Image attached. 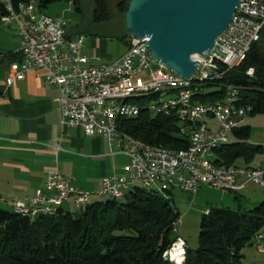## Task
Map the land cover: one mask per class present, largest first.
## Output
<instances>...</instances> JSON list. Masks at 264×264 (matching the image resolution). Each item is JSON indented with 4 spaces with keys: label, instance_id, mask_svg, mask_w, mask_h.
<instances>
[{
    "label": "built area",
    "instance_id": "obj_1",
    "mask_svg": "<svg viewBox=\"0 0 264 264\" xmlns=\"http://www.w3.org/2000/svg\"><path fill=\"white\" fill-rule=\"evenodd\" d=\"M6 9L0 22L14 23L19 35V43L14 49L19 59L10 61L6 84L22 78L28 70L43 69L45 79L59 88L56 108L60 124L81 127L87 135H103L111 153H124L128 159L123 165L125 175L104 176L96 191L76 187L70 182L71 177L50 170L45 191L37 190L33 196L17 199L13 203L15 211L32 216L43 213L44 206H57L58 209L67 204L79 208L93 194L119 196L123 188L139 184H156L165 193L174 185L195 193L201 183L207 182L235 192L249 181L264 186L261 166L248 168L225 164L215 161V154L208 153L209 145L228 141V132L249 115V105L230 103L234 86L228 85L230 94L214 101L184 100V92L194 87L171 94L167 100H178V113L175 114L189 126L188 130L181 127L180 132H187V144L193 145V153L162 156L159 151L147 152L134 143H126L116 125H112L113 97L118 92L136 87H162L163 83L182 76L161 65L151 55L147 37L128 35L127 48L120 56L108 61L91 60L82 51L83 36L71 37L70 19L43 12L37 0L22 1L16 6L6 0ZM263 27L264 0H241L212 49L196 55L199 63L194 74H220V65L225 68L239 65L251 45L260 38ZM252 72L250 67L247 73ZM138 105L127 103L123 106ZM210 120H215L216 125ZM178 221L179 218L175 226ZM175 244L185 245V241L178 236L165 255H171ZM252 245L264 253L263 229L254 234Z\"/></svg>",
    "mask_w": 264,
    "mask_h": 264
},
{
    "label": "trees",
    "instance_id": "obj_2",
    "mask_svg": "<svg viewBox=\"0 0 264 264\" xmlns=\"http://www.w3.org/2000/svg\"><path fill=\"white\" fill-rule=\"evenodd\" d=\"M27 0H11L16 6ZM57 0H37L40 8ZM80 10L79 0H69ZM129 0H119L117 8L126 10ZM93 21L110 15L108 0H92ZM7 13L0 0V18ZM125 35L120 36L124 39ZM9 61L19 59L18 53H3ZM252 67V74L247 70ZM218 76L191 81L193 99L214 101L226 97L228 85L235 86L238 105H249V114H264V27L260 38L247 51L241 63L233 68L220 65ZM205 85L218 88L205 91ZM188 87V88H189ZM196 88V89H195ZM156 96L135 97L140 112L117 117V128L146 144L166 149L186 150L190 146L187 122L175 110L153 108ZM232 132L237 140L226 141L215 148V161L236 164L242 157L245 166L255 168L249 160L262 151L261 144L246 141L250 125L242 123ZM121 197L92 199L79 208L59 206L54 213L27 214L0 207V264H175L165 251L177 239L173 234L179 210L168 197L133 185ZM123 196V197H122ZM73 208L74 210H72ZM82 209V210H81ZM264 230V197L249 209H232L227 205H209L200 217L198 244L185 247L181 264H243L246 244L252 245L254 234Z\"/></svg>",
    "mask_w": 264,
    "mask_h": 264
},
{
    "label": "crops",
    "instance_id": "obj_3",
    "mask_svg": "<svg viewBox=\"0 0 264 264\" xmlns=\"http://www.w3.org/2000/svg\"><path fill=\"white\" fill-rule=\"evenodd\" d=\"M123 41L125 49L115 55L107 53L105 41L95 38H89L82 51L91 60L108 61L126 50L127 42ZM9 63L0 52V207L13 209L17 199L33 196L37 190L45 191L50 170L71 177L74 186L90 191L100 188L104 176L125 175L127 156L111 153L103 135H87L81 127L60 124L56 108L59 88L45 79L43 69L28 70L7 85ZM121 155L124 159L118 162ZM252 183L247 182L237 192L243 191L246 199L256 200ZM98 197L101 196L94 199Z\"/></svg>",
    "mask_w": 264,
    "mask_h": 264
},
{
    "label": "rangeland",
    "instance_id": "obj_4",
    "mask_svg": "<svg viewBox=\"0 0 264 264\" xmlns=\"http://www.w3.org/2000/svg\"><path fill=\"white\" fill-rule=\"evenodd\" d=\"M108 1L110 15L106 20L102 21H93L92 19V0H79L80 10H77L69 0H57L48 4L47 7L42 8V11L58 14L70 19L68 26L69 33L73 38L82 35L84 38L83 47L84 45L87 47V40L89 38L102 39L107 45V53H113L115 55L125 49L124 41L119 38V36L124 35L123 32L126 31L123 21L124 11L117 8L119 0ZM18 43L19 35L15 30V24L11 23L10 25H6L0 22V52L4 53L13 49ZM105 58L106 57H104V59ZM143 73L144 71L137 74V76ZM217 88V85L204 86L205 91ZM162 94L163 96L161 95V98L154 99L151 105H157L159 100H164L165 102L171 96L170 93L164 92ZM213 123V125H216L215 120ZM242 123L250 125V135L246 141L262 145V151L256 152L249 160V163L254 166H261L262 169H264V114L261 112L249 114L244 118ZM227 137L228 141L237 140L236 135L232 131L228 132ZM123 159L124 155H121L117 161L120 162ZM235 163L242 165L245 164V161L242 157H239L235 160ZM139 185L145 187L143 184ZM250 185L257 192L258 198H256V200L246 199V194H244L243 191L235 192L225 190L205 183H201L200 190L198 189L199 191L195 193L183 190L178 185H174L171 193L168 194V197L172 199L179 210V221L177 222L173 234L175 236L178 235L185 241V247H196L198 244L197 237L200 217L204 209L208 207V203H216L214 205H227L232 209H249L257 205L264 197V186L254 182ZM104 197H107V195H103L101 198ZM94 198H97L96 194L92 195V199ZM221 198L222 200H220ZM207 201L209 202L207 203ZM71 209L74 210L73 208ZM241 251L244 253L242 258L243 264H264V253L259 252L255 246L246 244L242 247ZM180 259L182 260L183 257ZM171 260L177 264L173 257Z\"/></svg>",
    "mask_w": 264,
    "mask_h": 264
},
{
    "label": "water",
    "instance_id": "obj_5",
    "mask_svg": "<svg viewBox=\"0 0 264 264\" xmlns=\"http://www.w3.org/2000/svg\"><path fill=\"white\" fill-rule=\"evenodd\" d=\"M241 0H129L124 26L147 37L151 55L164 67L194 77L199 60L229 24Z\"/></svg>",
    "mask_w": 264,
    "mask_h": 264
},
{
    "label": "bare ground",
    "instance_id": "obj_6",
    "mask_svg": "<svg viewBox=\"0 0 264 264\" xmlns=\"http://www.w3.org/2000/svg\"><path fill=\"white\" fill-rule=\"evenodd\" d=\"M3 1L6 3V0H3ZM215 76H218V75L217 74H200V75L194 74L193 78L181 76V77H177V80L167 81L166 83H163L162 87H159V86H152V87H148V88L136 87V88H132L130 90L120 91L117 93V95L115 97H113L114 108L112 111V125H116V127H118L117 126V117H119V116H125V117L126 116H133L134 117V115H136V114H138V112H140L139 111L140 110L139 105L136 107L123 106V105H126L127 103H135V97L156 96L154 99H159V98H161V95L163 96L162 93H164V92L173 94L177 91H183L191 85V81L213 78ZM228 88L229 89H228L227 95L230 94V86H228ZM193 92H194V89H190V91H185L184 92V100H192ZM237 93H238V91H237V89H235V86H234V94L230 95V103L232 105H238L237 98H239V96H237ZM162 99H163V97H162ZM157 103H158L157 105H152L153 108H156L157 110L165 111V112L175 110L176 113H178V100H167V101L162 102V103L159 100V102H157ZM121 138L126 143H134L139 148L146 150L147 152L159 151L160 155H162V156H177L180 154H191V153H193V145H190V144H189V146H190L189 149H186V150H184V149L183 150H174L173 149L172 150V149H166V148L146 144V143H144L138 139H135L130 135L124 134L122 132H121ZM221 143H223V142H214L211 145H209L208 146V153L209 154H215V152H214L215 148L218 145H220ZM261 175H264V169H262V168H261ZM207 184L216 187V184L214 182H207ZM143 185H145V187H147V188L149 187L151 190L159 193L160 195L161 194L164 195V193H165L163 191H160L159 188L156 186V184H143ZM129 188L130 187L123 188V190L121 191V194L119 196H112V197H114V198L115 197L116 198L121 197V195H123L124 192L129 191L128 190ZM90 201H92V198H89V199L83 201L81 206H83L86 203H90ZM56 210H57V206H44L43 207V214L45 215L46 213H48V214L54 213V212H56ZM30 217L35 218L36 215H32ZM184 251H185V245L175 244V247H173L171 249V255H166V256H168L171 259L173 257V259L176 260L177 264H180L182 262L180 260V257L182 255H184Z\"/></svg>",
    "mask_w": 264,
    "mask_h": 264
},
{
    "label": "flooded vegetation",
    "instance_id": "obj_7",
    "mask_svg": "<svg viewBox=\"0 0 264 264\" xmlns=\"http://www.w3.org/2000/svg\"><path fill=\"white\" fill-rule=\"evenodd\" d=\"M124 28H125V26H124ZM125 30H126V29H125ZM123 34H124L126 37L129 35L127 30L124 31Z\"/></svg>",
    "mask_w": 264,
    "mask_h": 264
}]
</instances>
